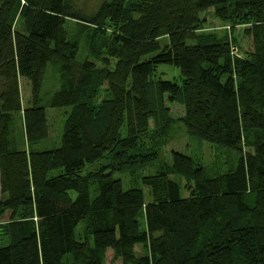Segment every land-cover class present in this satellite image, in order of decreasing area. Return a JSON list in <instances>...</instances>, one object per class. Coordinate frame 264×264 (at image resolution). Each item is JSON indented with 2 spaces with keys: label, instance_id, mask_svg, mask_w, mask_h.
<instances>
[{
  "label": "trees",
  "instance_id": "obj_1",
  "mask_svg": "<svg viewBox=\"0 0 264 264\" xmlns=\"http://www.w3.org/2000/svg\"><path fill=\"white\" fill-rule=\"evenodd\" d=\"M86 8L0 0V264H104L108 251L120 264H264V0ZM208 16L253 52L203 33ZM162 66L178 79H154ZM46 108L67 110L59 145L26 152L48 137ZM176 124L235 165L208 176L180 152L167 161ZM143 171L147 195L118 178Z\"/></svg>",
  "mask_w": 264,
  "mask_h": 264
},
{
  "label": "rangeland",
  "instance_id": "obj_2",
  "mask_svg": "<svg viewBox=\"0 0 264 264\" xmlns=\"http://www.w3.org/2000/svg\"><path fill=\"white\" fill-rule=\"evenodd\" d=\"M81 8H86V12H93L95 6L101 2V0H72ZM206 34H212L217 38H228V43L233 44L236 42V46H239L241 50L247 53L253 52L252 41L250 37H245L243 35L242 28L231 26L227 23H222L219 20L208 16L207 23L205 24V29L202 31ZM235 38V40H233ZM233 46V45H232ZM233 53L240 56L239 51L236 48H232ZM154 79H165V80H176L178 79V71L170 67H158L154 72ZM19 92L22 104L30 98V89L28 82L24 79L18 80ZM53 79L48 69L47 74H45L42 84L41 96H43L44 102L47 99L45 96L53 89ZM66 109H45V119L48 128L47 139L31 145L30 147L24 141L23 149L26 152H41L46 150L55 149L59 145V137L62 131V126L65 118ZM175 113H179V108L176 106L174 108ZM20 121L16 122L15 126H19ZM16 133L13 132L11 138L14 139ZM247 151V150H245ZM162 156L169 160V155L171 152H180L181 154L188 156L193 159L200 167L204 169L208 176L212 174L224 173L232 169L235 165L236 153L231 152L227 149L219 148L208 143H202L194 138L189 137L184 128L179 124H176L168 133V138L166 144L161 148ZM97 167L91 168L95 170ZM90 170V171H91ZM148 171L137 172L134 177L128 176V174H123L118 176L121 180L124 188H137L143 191L147 195V188L141 183V178ZM180 185L182 182L179 180ZM184 191V189H182ZM181 192V196L185 197L186 193ZM136 254H141V249L139 247L135 248ZM104 264H120V260H115L113 253L108 251L106 253V260Z\"/></svg>",
  "mask_w": 264,
  "mask_h": 264
}]
</instances>
